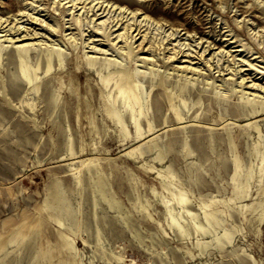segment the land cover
I'll list each match as a JSON object with an SVG mask.
<instances>
[{
  "label": "rangeland",
  "instance_id": "rangeland-1",
  "mask_svg": "<svg viewBox=\"0 0 264 264\" xmlns=\"http://www.w3.org/2000/svg\"><path fill=\"white\" fill-rule=\"evenodd\" d=\"M0 264H264V0H0Z\"/></svg>",
  "mask_w": 264,
  "mask_h": 264
},
{
  "label": "bare ground",
  "instance_id": "bare-ground-1",
  "mask_svg": "<svg viewBox=\"0 0 264 264\" xmlns=\"http://www.w3.org/2000/svg\"><path fill=\"white\" fill-rule=\"evenodd\" d=\"M112 6V5H111ZM101 8V7H100ZM106 8L104 7V10H105ZM7 25V24H6ZM129 25H130V28H132L133 26V22H129ZM11 27V26H10ZM135 29H138L139 31L137 32V33H140V28L136 25V27H135ZM117 30V29H116ZM124 32V31H123ZM112 33H113V31H112ZM122 34H124V33H122ZM122 34H118L117 36H122ZM19 38V37H18ZM143 38H144V36H143ZM96 40L97 39H94L92 42H96ZM219 42V41H218ZM210 44V43H209ZM217 44V43H216ZM27 46V45H26ZM93 48H94V50H93V52L94 53H98V52H100V53H106L107 52V50H105V49H103V48H101V47H97V44H94L93 46H92ZM173 49V48H172ZM208 49V47L206 46V49L205 50H203L201 53H196V51H195V53L197 54V55H200V57H202L203 55H205V51ZM191 51V50H190ZM193 51V50H192ZM191 51V52H192ZM198 51V50H197ZM191 52H187V50H185L183 47H181V46H179V49H177L176 48V50H174V52H173V54L172 55H170L169 57H171L170 59L171 60H175V59H178V58H181V61L182 62H185V61H188V64H185V65H180V66H174V68H176V69H178V70H182V71H185V72H192V73H199L201 70H202V68L200 67V64H198L197 66H194L193 65V63L194 62H197V61H193V58H197L196 56L195 57H192V55H191ZM147 58V57H146ZM145 58V59H146ZM147 60V59H146ZM149 60V59H148ZM207 61H209V60H207ZM224 70V69H223ZM243 79H245V78H243ZM254 84H256V83H254ZM254 84H252L251 86H253ZM255 88V87H254ZM262 88V87H261Z\"/></svg>",
  "mask_w": 264,
  "mask_h": 264
}]
</instances>
